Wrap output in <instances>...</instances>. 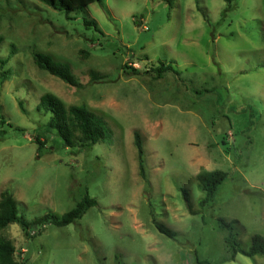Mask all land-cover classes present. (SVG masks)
I'll list each match as a JSON object with an SVG mask.
<instances>
[{
  "label": "rangeland",
  "instance_id": "1",
  "mask_svg": "<svg viewBox=\"0 0 264 264\" xmlns=\"http://www.w3.org/2000/svg\"><path fill=\"white\" fill-rule=\"evenodd\" d=\"M35 52L81 86L39 68ZM161 63L175 72L158 78ZM2 74L0 198L9 190L29 221L86 193L96 203L65 226L0 229L17 264H264L232 257L226 241L247 250L264 237V0H102L69 14L0 0ZM45 93L100 116L110 140L65 146L38 109ZM202 168L227 173L205 209Z\"/></svg>",
  "mask_w": 264,
  "mask_h": 264
},
{
  "label": "trees",
  "instance_id": "2",
  "mask_svg": "<svg viewBox=\"0 0 264 264\" xmlns=\"http://www.w3.org/2000/svg\"><path fill=\"white\" fill-rule=\"evenodd\" d=\"M39 2L50 6L51 8L64 11L69 14L72 11L83 9L94 2H102V0H38ZM86 25L96 27L94 21H86ZM37 66L51 75L59 78L70 86L79 88L81 84L78 78L71 72L68 66L54 61L49 55L35 52L33 54ZM4 65L5 61L1 60ZM166 72H175L170 64L161 63L156 69V76H161ZM4 74V73H3ZM1 75L0 83L6 78V75ZM38 109L51 112L52 116L48 123L50 128H56L59 136L62 138L65 146L73 147L76 142H80L81 146L91 147L100 141L111 138V132L107 128L104 120L88 110L83 105H72L66 107L64 103L50 93H45L40 97ZM38 144V152H42L45 144L39 139H36ZM134 145L137 150L138 166L140 175L145 179L144 173V151L141 144V138L137 132L134 133ZM227 173L222 170H207L202 168L196 174V180L199 190L203 193L199 201L201 209L209 208L214 204V197L218 187L226 180ZM184 200L188 204V193L183 191ZM95 200L90 198L88 194L76 204L74 208L67 211L61 216L47 214L41 218L27 220L24 217L18 216L17 204L9 190H6L0 198V229L7 227L10 224H18L21 227L25 236H28L29 229L36 226H44L52 224L55 226H65L77 219H80L85 212L95 205ZM190 212L193 210L188 204ZM221 224L231 229L229 223L220 220ZM161 233L173 236L174 233L163 226H157ZM232 235L229 234L226 239L232 251V257L240 253L246 257L253 258L256 255L264 256V237L259 234H254L251 238V246L244 250L237 247L235 240H231ZM15 247L6 239L0 238V264H17L14 260ZM23 264H27L26 262Z\"/></svg>",
  "mask_w": 264,
  "mask_h": 264
}]
</instances>
